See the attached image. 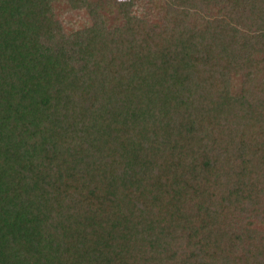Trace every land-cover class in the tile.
Returning <instances> with one entry per match:
<instances>
[{"label": "trees", "instance_id": "1", "mask_svg": "<svg viewBox=\"0 0 264 264\" xmlns=\"http://www.w3.org/2000/svg\"><path fill=\"white\" fill-rule=\"evenodd\" d=\"M143 2L0 0V264H264V0Z\"/></svg>", "mask_w": 264, "mask_h": 264}, {"label": "rangeland", "instance_id": "2", "mask_svg": "<svg viewBox=\"0 0 264 264\" xmlns=\"http://www.w3.org/2000/svg\"><path fill=\"white\" fill-rule=\"evenodd\" d=\"M143 3H144L143 0H139V4H143ZM139 6H140V5H139ZM139 6H138V7H139ZM137 9L141 10V7L137 8ZM136 12L140 13L141 11H138V10H137Z\"/></svg>", "mask_w": 264, "mask_h": 264}]
</instances>
